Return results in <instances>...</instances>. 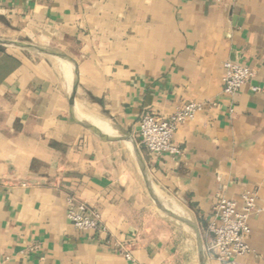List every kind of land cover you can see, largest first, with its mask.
I'll return each mask as SVG.
<instances>
[{
	"label": "crops",
	"instance_id": "crops-1",
	"mask_svg": "<svg viewBox=\"0 0 264 264\" xmlns=\"http://www.w3.org/2000/svg\"><path fill=\"white\" fill-rule=\"evenodd\" d=\"M227 61L254 71L233 97ZM189 102L206 106L175 131L179 155L149 154L140 119ZM252 190L234 264H264V0H0L6 264H225L214 206ZM67 198L105 232L76 230Z\"/></svg>",
	"mask_w": 264,
	"mask_h": 264
},
{
	"label": "built area",
	"instance_id": "built-area-1",
	"mask_svg": "<svg viewBox=\"0 0 264 264\" xmlns=\"http://www.w3.org/2000/svg\"><path fill=\"white\" fill-rule=\"evenodd\" d=\"M254 77V71L247 66L227 61L223 64L221 78L222 92L233 97ZM254 92L258 88H252ZM206 103H185L163 118L152 114L144 115L139 121V140L142 147L153 155H168L172 158L179 155L178 147L173 143V135L177 128L194 119L202 111ZM255 190L246 191L240 197V202L219 197L214 206V220L208 226L211 234L212 257L215 261L234 264L238 257L250 254L248 244V220L260 210L256 206ZM66 218L68 222L81 232H105L101 216L84 203H76L72 198L66 199ZM126 260L131 261L129 252L122 251ZM6 258L0 259V264H6Z\"/></svg>",
	"mask_w": 264,
	"mask_h": 264
},
{
	"label": "water",
	"instance_id": "water-1",
	"mask_svg": "<svg viewBox=\"0 0 264 264\" xmlns=\"http://www.w3.org/2000/svg\"><path fill=\"white\" fill-rule=\"evenodd\" d=\"M155 199V203H156V206L162 210L164 213L168 214V215H171V216H174L172 213L168 212L166 209H164V207L160 204V202L157 200V198H154Z\"/></svg>",
	"mask_w": 264,
	"mask_h": 264
},
{
	"label": "rangeland",
	"instance_id": "rangeland-1",
	"mask_svg": "<svg viewBox=\"0 0 264 264\" xmlns=\"http://www.w3.org/2000/svg\"><path fill=\"white\" fill-rule=\"evenodd\" d=\"M166 202H168V204H170V203H171V202H170V201H168V200H167Z\"/></svg>",
	"mask_w": 264,
	"mask_h": 264
}]
</instances>
